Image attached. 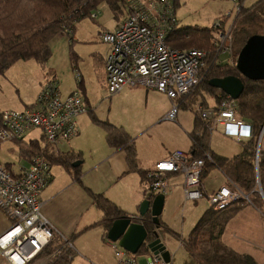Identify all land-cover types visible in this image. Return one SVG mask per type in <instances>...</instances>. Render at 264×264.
I'll return each instance as SVG.
<instances>
[{"label":"crops","instance_id":"crops-1","mask_svg":"<svg viewBox=\"0 0 264 264\" xmlns=\"http://www.w3.org/2000/svg\"><path fill=\"white\" fill-rule=\"evenodd\" d=\"M174 10L176 14V9ZM78 25L77 23L75 40H77ZM106 47L108 50L106 49V53L105 50L103 51L101 68L107 92L105 59L110 52V47L108 45ZM77 69L80 71L78 67ZM78 87L83 92L89 108L87 114L78 118L80 134L72 141L60 144L58 148L50 145L47 150L48 155L52 157L67 153L79 154V159L74 162L78 165L68 171L64 167L52 163V180L41 195L42 213L54 226L58 235L57 239L71 241L72 251L77 246L76 242L84 238L81 248L79 249L78 246L77 248L88 254L87 258L92 259V261L87 260V264H117L118 259L112 245L113 243L118 245V243L108 239L103 213L95 205L92 194L105 196L124 212V216H136L145 200L153 201L159 195L151 194L142 173L151 171L157 162L169 158L177 150L193 155V136L201 134L203 129L198 117L200 111L194 107V101L190 99L185 98L174 102L165 93L144 87L125 88L119 95L110 97L112 107L108 108L111 111L108 116H112V119H109L108 123L123 129L135 143V165L132 167L127 152L123 149L113 148L108 144L105 129L101 130L102 134L99 132V124L95 122V119L104 121L100 120L95 112L96 108L102 105L98 104L95 107L94 102L87 96L83 74L79 86L73 87L66 93H62L60 88L59 91L62 96H67ZM37 93L38 91H34L29 98L24 97L25 101L23 100L22 107L25 106V108L18 111L31 107L35 103ZM106 95L108 96L107 93ZM173 103H177L179 107L175 122L167 120ZM201 104L199 108L203 107ZM217 105L216 100L212 97L208 98L206 107L214 108ZM114 117H118V119ZM35 131H39V135H32V138L26 140L25 137ZM26 136L23 140L14 142L26 144V151L23 153L25 163H18L15 167L11 163L4 165L15 176L22 174L30 167L34 150L47 149L46 141L40 130L30 131ZM248 140L238 141L227 137L223 133V129L219 128L209 134L207 143L209 151L216 157L232 159L242 154V142ZM41 141L44 142L43 145H41ZM233 141L239 144L238 148ZM33 143H37L38 148L33 147ZM263 145L264 140L261 147H264ZM8 148L13 150V147ZM202 183L206 197L198 201H186L184 175L173 174L168 177L169 190L164 194L165 202L160 222H162L169 238L168 250L171 253L173 264H177L178 252L176 251L174 254L176 246L172 239L180 240L185 247V240L203 215L211 208L208 195L215 194L223 186L232 188V184H234L225 171L218 167L205 170ZM256 199L255 196H252L251 203L246 204L228 222L222 240L236 253L250 256L258 264H264V199L261 196ZM203 201L204 203H201ZM148 219L151 220V216H148ZM179 219L182 224L181 229ZM184 222H189L194 226L188 233L187 230L190 227L183 229ZM12 224L10 218L0 210V237L11 228ZM88 240H91L92 243L89 244ZM120 248L124 250V248ZM185 249L189 261H192V264H199L186 247ZM147 254L149 255L150 252L142 255L145 258L148 256ZM139 255L141 254L138 253L135 256L138 258ZM0 264L11 263L0 256ZM72 264H74L73 256Z\"/></svg>","mask_w":264,"mask_h":264},{"label":"built area","instance_id":"built-area-1","mask_svg":"<svg viewBox=\"0 0 264 264\" xmlns=\"http://www.w3.org/2000/svg\"><path fill=\"white\" fill-rule=\"evenodd\" d=\"M225 1L232 4L233 9L226 16L231 18L240 11L242 5L239 0ZM169 8V0H126L124 20L114 31L102 34L103 43L110 47L105 59L110 96L119 95L125 88L144 87L163 92L175 102L184 99L202 82L209 53L197 49L180 50L168 44V34L176 21ZM216 26L221 28V23ZM65 33L70 32L65 30ZM217 36L219 55L231 54L228 44L223 47L232 39L229 30L222 28ZM233 62L231 58L229 63ZM75 76L79 86L82 74L76 70ZM178 108V104L173 103L167 120L176 121ZM237 109V101L226 96L218 106L200 107L199 111L202 121L211 132L222 128L227 137L238 141L251 139L253 126L238 117ZM88 112L86 98L79 87L71 94L62 96L57 82L50 81L43 86L31 107L2 113L0 146L23 140L28 132L40 130L46 143L58 148L80 134L78 118ZM261 133L257 171L264 127ZM207 158L212 161L210 155ZM205 165V159L194 158L182 150L173 152L148 172L147 183L151 194H166L169 190L168 177L183 174L185 200L203 199L206 197L202 183ZM51 180L52 165L39 152L32 155L30 167L18 176L0 164V210L13 223L0 237V256L11 264H56L67 250L72 249L71 241L57 239L54 226L42 213L41 195ZM257 185L264 199L259 179ZM207 198L215 211L225 210L241 201L251 203V196L235 187V184H232V188L223 186ZM56 240H60L58 244ZM112 246L117 264H141L135 255L117 244L113 243ZM49 247H53L51 253L41 256ZM145 258V264H173L172 261L158 259L152 253Z\"/></svg>","mask_w":264,"mask_h":264},{"label":"trees","instance_id":"trees-1","mask_svg":"<svg viewBox=\"0 0 264 264\" xmlns=\"http://www.w3.org/2000/svg\"><path fill=\"white\" fill-rule=\"evenodd\" d=\"M169 2V9L174 14L176 21L173 30L168 34V44L180 50H209L215 55L207 60L203 80L196 86L197 92H204L203 94L206 95L200 102L202 103L201 106L205 108L208 105V98L212 97L219 105L226 97L222 91L209 85L210 80L227 76L240 77L245 84V90L237 101V115L253 126L252 138L247 142H242V154L232 159L216 157L209 151L207 143L211 131L198 113L203 129L201 134L193 136L192 156L206 160L205 170L213 167L223 169L231 182L251 197L255 196L259 199L258 179L264 194L263 147H261L259 154L258 171L256 167L258 142L264 127V81H250L242 77L235 63H229L232 58L231 54L224 55L226 59H222V55H219L216 46L217 34L224 28L229 18L225 17V20L218 22L221 23V28H217L218 23L213 27L188 26L178 28V20L174 12L178 4L177 0H169ZM239 2L242 5L241 9L235 14L229 28L232 39L239 45L237 55L250 37L254 35L264 36V0L258 1L251 7H246L244 0H239ZM103 4H107L115 14L126 15V0H0V74H4L19 61L35 59L39 63H47L52 56V40L58 35H66L70 43L73 44L75 42L76 24L86 17H92L95 13L94 10ZM65 30L70 33L66 34ZM75 66L77 65L75 64ZM75 66L73 68L76 71L78 66ZM95 122L102 125L106 130L107 141L111 147L127 152L133 167L136 155L134 140L121 128L97 119ZM32 146L38 148L37 143H33ZM49 146L46 143L47 149L39 148L34 150L33 154L39 152L51 165L55 163L71 171L74 162L79 159L80 155L67 153L52 157L47 153ZM207 155H210L212 161L207 158ZM142 174L147 181L148 172ZM92 196L95 205L103 213L108 232L113 221L125 214L105 196L95 194ZM246 204L248 203L241 201L221 211H215L211 207L203 215L184 242L185 247L199 264H258L252 257L236 253L222 240L226 225ZM146 227L150 232L154 230L150 224H147ZM56 243L58 244L59 241L56 240ZM52 250L53 247L47 248L41 256L51 253ZM148 252L149 250L144 246L139 253L146 254ZM56 264H72L70 250H67Z\"/></svg>","mask_w":264,"mask_h":264},{"label":"rangeland","instance_id":"rangeland-1","mask_svg":"<svg viewBox=\"0 0 264 264\" xmlns=\"http://www.w3.org/2000/svg\"><path fill=\"white\" fill-rule=\"evenodd\" d=\"M244 1L246 7H251L259 0ZM177 3L176 16L178 28L188 26L213 27L219 21L225 20L227 14L233 9L232 4L225 0H177ZM94 12L92 17H86L78 22L77 40H75L73 44H71L69 38L64 35H58L52 40V56L47 63H39L35 59L19 61L12 65L4 74H0V114L9 110H21L23 107L25 108V106L22 107L25 101L24 97L29 98L33 95L34 91H38L36 95L37 99L43 86L50 81H56L62 93L71 91L73 87L77 86L75 70L73 71L72 69L76 64L83 74L87 96L94 102L93 104H95V107L98 104L102 105L96 108L95 114L104 122H108L109 119H112V116H108L111 113L108 108L112 107L110 97L113 96H110L108 91L106 92L105 90L103 83L104 75L101 68L102 54L104 50L106 53L107 49V45L102 42V34L115 30L118 23L123 20L124 15L115 14L107 4L100 5ZM234 17L235 13L231 18L227 19L223 28L224 30H229ZM227 44L231 48V56L235 65H237L239 56V54L237 55V50L239 49V45L234 42V39H231V41L226 43L223 47L225 48ZM206 52L209 53L208 59L209 57L211 59V56H215L209 50H206ZM221 58L226 59V56L222 55ZM203 93L197 92L195 88L185 98L194 101V107L199 110L200 102L203 101V96H206ZM114 118L118 119V117ZM98 128L100 130L99 132L102 134L101 130H104V127L99 125ZM38 133L39 131H35L25 138L29 140L32 138V135L38 136ZM40 143L41 145L44 144L43 141ZM233 143L238 148L239 144L235 141H233ZM8 147H13V150ZM25 147L26 144L24 142L2 144L0 146V163L2 165L11 163L13 167L17 166L18 163L24 164L23 157L25 155L23 153L26 151ZM201 203H204V201ZM179 222V227L181 229L182 224L180 219ZM188 227L190 228L187 230V233L194 226L189 222H184L183 229ZM183 237H185V234H183ZM83 240L84 238L76 242L79 249L81 248ZM174 240L175 239H172V242H174L176 246L174 254L176 251L178 252L177 264H192L180 240ZM88 242L89 244L92 243L91 240H88ZM76 245L74 244V246ZM77 246L73 248V251L70 249V254L74 257V264H87V260L92 261V259L87 258L88 254L79 250ZM138 260H140L139 262L141 264H145L146 260L144 255H139Z\"/></svg>","mask_w":264,"mask_h":264},{"label":"water","instance_id":"water-1","mask_svg":"<svg viewBox=\"0 0 264 264\" xmlns=\"http://www.w3.org/2000/svg\"><path fill=\"white\" fill-rule=\"evenodd\" d=\"M236 68L242 77L250 81H264L263 35H254L247 40L239 53ZM209 85L236 101L240 99L245 90L244 82L236 76L214 78L209 81ZM76 165L78 164H74ZM164 202L165 195L159 194L153 201L145 200L136 216H123L114 220L108 231V239L118 243L131 254H138L145 246L158 259L171 261V253L168 250L169 238L160 222ZM148 216H151L150 222L154 228L151 232L145 225L149 221Z\"/></svg>","mask_w":264,"mask_h":264},{"label":"flooded vegetation","instance_id":"flooded-vegetation-1","mask_svg":"<svg viewBox=\"0 0 264 264\" xmlns=\"http://www.w3.org/2000/svg\"><path fill=\"white\" fill-rule=\"evenodd\" d=\"M151 220H149L148 222H146V224L145 225H147V224H150V225H152V223L150 222Z\"/></svg>","mask_w":264,"mask_h":264}]
</instances>
